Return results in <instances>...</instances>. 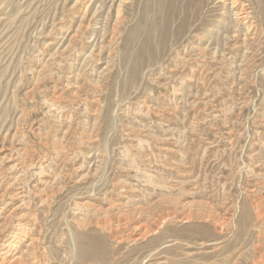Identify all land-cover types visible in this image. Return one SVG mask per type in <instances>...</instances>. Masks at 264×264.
I'll return each mask as SVG.
<instances>
[{
  "label": "rangeland",
  "instance_id": "1",
  "mask_svg": "<svg viewBox=\"0 0 264 264\" xmlns=\"http://www.w3.org/2000/svg\"><path fill=\"white\" fill-rule=\"evenodd\" d=\"M191 1L0 0V252L264 264V0Z\"/></svg>",
  "mask_w": 264,
  "mask_h": 264
},
{
  "label": "bare ground",
  "instance_id": "2",
  "mask_svg": "<svg viewBox=\"0 0 264 264\" xmlns=\"http://www.w3.org/2000/svg\"><path fill=\"white\" fill-rule=\"evenodd\" d=\"M192 1H193V0H192ZM192 1H191V2H192ZM231 1H233V0H231ZM237 1H238V0H237ZM121 2H122V1H121ZM182 2H183V1H182ZM197 2H198V1H197ZM222 2H223V1H222ZM225 2H226V1H225ZM234 2H235V1H234ZM234 2H233V3H234ZM186 3H187V2H186ZM186 3H185V4H186ZM215 3H216V2H215ZM187 4H188V3H187ZM190 4L193 5V3H190ZM197 4H198V3H197ZM199 4H200V2H199ZM199 4H198V5H199ZM222 4H224V3H222ZM227 4H228V3H227ZM229 4H230V3H229ZM237 4H238V3H237ZM195 5H196V4H195ZM231 5H232V2H231ZM235 5H236V4H235ZM235 5H234V6H235ZM216 6H218V5H216ZM228 6H229V5H228ZM237 6H238V5H237ZM197 7H198V6H196V8H197ZM201 7H202V6H201ZM182 8H183V7H182ZM199 8H200V6H199ZM184 9H185V8H184ZM226 9H227V8H226ZM239 9H240V8H239ZM144 10H146V8H145ZM174 10H175V9H174ZM213 10H214V8H213ZM242 10H243V9H242ZM184 11H185V10H184ZM192 11H193V10H192ZM198 11H199V10H198ZM194 12H195V11H194ZM241 12H242V11H241ZM115 14H116V13H115ZM117 14H118V13H117ZM191 14H192V13H191ZM193 14H194V13H193ZM238 14H239V13H238ZM244 14H245V12H244ZM197 15H198V14H197ZM240 15H241V14H240ZM190 16H191V15H190ZM242 16H243V15H242ZM192 17H193V16H192ZM238 17H241V16H238ZM246 17H247V16H246ZM116 18H117V17H116ZM119 18H120V17H119ZM119 18H118V20H119ZM189 18H190V17H189ZM236 18H237V17H236ZM190 19H191V18H190ZM240 19H242V17H241ZM246 19H247V18H246ZM117 23H118V22H117ZM239 23H240V22H239ZM119 25H120V24H119ZM117 26H118V25H117ZM165 31H166V28L164 27L163 30H162L163 34H164ZM119 32H120V31H119ZM176 35H177V34H176ZM159 39H160V41H159V43H157V46H158V45H160L161 47L164 46L165 43H162L163 40H162L161 38H159ZM33 172H34V171H33ZM20 174H21V173H20ZM39 183H40V182H39ZM31 185H32V184H31ZM7 197H8V196H7ZM7 200H9V198H8ZM12 201H13V200H12ZM7 202H8V201H7ZM10 203H11V202H10ZM3 204H4V203H3ZM5 204H6V202H5ZM7 205H9V204H7ZM3 206H4V205H3ZM7 207H8V206H7ZM1 208H2V207H1ZM12 208H13V207H12ZM12 208H11V209H12ZM3 209H5V208H3ZM7 209H8V208H7ZM11 209H10V211L13 210V209H12V210H11ZM8 210H9V209H8ZM5 211H6V210H5ZM5 211H4V212H5ZM10 211H9V212H10ZM21 213H22V212H21ZM0 214H1V213H0ZM2 214H3V212H2ZM9 214H10V213H9ZM15 215H16V214H15ZM18 215H19V214H18ZM18 215H17V216H18ZM2 216H3V215H2ZM8 216H9V215H7V217H8ZM10 216H11V215H10ZM12 216H13V215H12ZM14 217H15V216H14ZM14 217H13V218H14ZM23 217H24V216H23ZM1 218H2V217H1ZM13 218H12V219H13ZM18 218H19V217H18ZM19 219H21V218H19ZM3 220L5 221V220H8V219H4V218H3ZM10 220H11V217H10ZM28 220H29V219H28ZM4 221H2V222L5 223ZM15 221H16V217H15ZM16 222H17V221H16ZM22 222H24V221H22ZM17 223H18V222H17ZM0 224H2V223H0ZM7 224H8V223H7ZM81 224H82V223H81ZM81 224H80V225H81ZM157 224H158V223H157ZM15 225H16V224H15ZM15 225H14L13 227H15ZM142 226H143V225H142ZM155 226H157V225H155ZM5 227H6V226H5ZM17 227L19 228V226H17ZM216 228H217V226H216ZM3 229H5V228H3ZM20 230H22V229L20 228ZM155 230H156V229H155ZM10 231H12V230L10 229ZM14 231L16 232V234H20V233H19L20 231L18 232V229H15ZM24 231H25V230H23V232H24ZM133 231H134V230H133ZM151 231H152V230H151ZM3 232H4V231H3ZM5 232H6V231H5ZM12 233H14V232H12ZM21 233H22V232H21ZM10 234H11V233H10ZM145 234H146V233H145ZM11 235H13V234H11ZM21 235H22V234H21ZM30 235H31V234H29V237H30ZM136 235H137V234H136ZM136 235H135V236H136ZM139 235H140L141 237L144 236L143 234H139ZM139 235H138V236H139ZM8 236H9V235H8ZM26 236H28V234H27ZM3 237H4V236H3ZM15 237H16V236H15ZM5 238H7V237H5ZM18 238H19V237H18ZM133 238H134V237H133ZM136 238H137V237H136ZM10 239H11V236H10ZM10 239H8V240H10ZM134 239H135V238H134ZM2 240H3V239H2ZM17 240H18V239H16V241H17ZM29 240H30V239H29ZM32 240H33V239H32ZM10 241H11V240H10ZM6 242H8V241H6ZM12 242H13V241H12ZM14 242H15V241H14ZM17 242H18V241H17ZM33 242H34V240H33ZM31 243H32V242H31ZM5 244H6V243H5ZM8 244H9V243H8ZM11 244H12V243H11ZM33 244H34V243H33ZM33 244H31V246H32ZM0 245H1V244H0ZM3 245H4V244H3ZM3 245H1V246H3ZM9 245H10V244H9ZM15 245H16V244H15ZM4 246H5V245H4ZM11 247H13V245H12ZM11 247L9 246V247H8L9 249L6 247V251L4 250L3 252H0V258L2 259L3 264H13L14 262H17V264H18L19 260H17V259H21L20 261L22 262V257H21V258H18V257H20V256H18V257L16 256V257H15V255H13V253H12L13 251H11V249H12ZM2 248H3V247H1V249H2ZM13 248H14V247H13ZM16 248H17V247H16ZM13 250H14V249H13ZM0 251H1V250H0ZM90 252H91V251H87V250H85L84 247H80V257H81V258L84 259V258H85ZM91 253H92V252H91ZM92 254H93V253H92ZM97 254H98V253H97ZM28 256H29V255H28ZM15 260H16V261H15ZM32 261H33V260H32ZM0 263H1V262H0ZM15 264H16V263H15Z\"/></svg>",
  "mask_w": 264,
  "mask_h": 264
}]
</instances>
